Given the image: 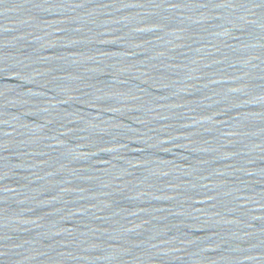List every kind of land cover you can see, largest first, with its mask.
<instances>
[{
  "label": "water",
  "instance_id": "obj_1",
  "mask_svg": "<svg viewBox=\"0 0 264 264\" xmlns=\"http://www.w3.org/2000/svg\"><path fill=\"white\" fill-rule=\"evenodd\" d=\"M0 131L78 264H264V0H0Z\"/></svg>",
  "mask_w": 264,
  "mask_h": 264
}]
</instances>
